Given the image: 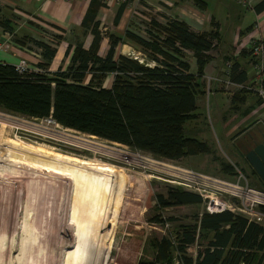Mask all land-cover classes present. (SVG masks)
<instances>
[{
    "label": "trees",
    "instance_id": "16d2710c",
    "mask_svg": "<svg viewBox=\"0 0 264 264\" xmlns=\"http://www.w3.org/2000/svg\"><path fill=\"white\" fill-rule=\"evenodd\" d=\"M193 2L204 5L201 0ZM100 6L98 0L90 1L81 22L83 31L91 35L90 44L87 48L81 42L68 45L65 56L69 62L64 69L47 70L59 34L53 35V45L35 38L22 42L30 50H40L41 59L36 65L41 71L19 73L14 65L0 63V110L28 118L51 117L64 128L127 146L158 160L179 161L209 153L204 142L185 135L183 126L195 116L196 96L200 93L196 77L212 59L210 53L219 38L217 30L195 31L183 20L165 17L164 22L151 18L142 31L128 26L122 34L104 33L95 20ZM123 9L121 4L113 24L118 23ZM263 10L264 0L253 5L254 13ZM12 30L9 24L3 28L11 34ZM104 37L107 49L101 56L98 51ZM123 44L140 52L142 59L117 53L116 48ZM186 53L195 60L196 75L189 71ZM229 75L236 83L246 81L236 63L230 65ZM109 76L111 85L105 87ZM222 166L227 174H233L231 166ZM250 171L257 180L255 172ZM103 200L90 195L87 205L97 209ZM154 200L160 209L204 206L206 201L195 191L170 186L164 194H155ZM258 210L264 213V205ZM100 216L101 212L96 218L84 217L87 233L77 235L67 264H98L103 251L97 231ZM191 219L178 223L167 235L150 238L153 257L137 264H264L263 225L227 208H204ZM149 221L167 227L177 220L158 214ZM190 247L195 248L194 255L188 252Z\"/></svg>",
    "mask_w": 264,
    "mask_h": 264
},
{
    "label": "rangeland",
    "instance_id": "374dc122",
    "mask_svg": "<svg viewBox=\"0 0 264 264\" xmlns=\"http://www.w3.org/2000/svg\"><path fill=\"white\" fill-rule=\"evenodd\" d=\"M208 1L210 10L218 6V0ZM250 3L253 4V1ZM229 4L240 13L238 25L246 27L254 21L250 9L235 1H229ZM221 12L219 7L218 14L214 15L221 16ZM136 13L132 25L140 31L145 29L146 22L151 18L164 22L166 17L153 7ZM194 17L203 19L199 14ZM234 20L228 17L222 19L220 27L230 25ZM192 25L197 29L204 27L197 24L195 19ZM105 42L104 47L107 46ZM224 47L221 45L222 49ZM116 51L134 55L139 60L143 57L129 45L122 48L119 45ZM210 54H217V48ZM186 55L190 57L189 53ZM27 64L30 67L35 65ZM262 72L257 71V74L261 75ZM110 85L111 76L104 82L105 87ZM259 85L264 88L263 81ZM253 98L264 102L257 93ZM201 101L197 111L201 113L202 122L197 127L203 130L207 145L215 152L189 156L179 161L155 159L127 146L64 128L56 122L52 123L49 117L28 118L0 110V263L67 264L77 235L87 233L83 225L84 217L89 215L96 218L99 212L101 216L98 217L97 231L98 237L102 238L103 251H100L98 264H137L138 261L152 259L153 250L148 245L150 238L167 235L175 225L190 222L191 217L204 208L217 210L229 207L232 212L247 216L237 209L244 208L245 204L241 201L249 197L250 201L255 202L253 209L259 211L258 206L264 205V191L251 174L243 147L235 143L240 150L229 152L226 140L222 139V124L213 98L205 94ZM261 110L264 111V108ZM184 131L186 133V127ZM249 137L246 141H249ZM7 139H15L32 147L41 146L56 153L54 180L47 173V167L46 173L43 172L40 163L44 160L39 154L36 158L23 153L25 149L18 152L10 150L5 145ZM222 164L231 166L233 174H227ZM189 173L201 177L194 178ZM231 185H237L243 191L229 187ZM101 186L105 188L101 189ZM169 186L200 193L206 200L205 205L157 208L155 194H164ZM90 195L104 198L97 209L88 207L86 200ZM158 214L164 218L175 217L177 221L169 223L167 227L154 225L149 220ZM260 224L264 226V222ZM188 252L193 255L195 248L190 247Z\"/></svg>",
    "mask_w": 264,
    "mask_h": 264
},
{
    "label": "crops",
    "instance_id": "0c3cea01",
    "mask_svg": "<svg viewBox=\"0 0 264 264\" xmlns=\"http://www.w3.org/2000/svg\"><path fill=\"white\" fill-rule=\"evenodd\" d=\"M90 1L4 0L0 10V41L5 38L3 28L7 24L13 28L14 38L10 40V48L7 51L0 50V63L14 65L20 59H23L29 64H35L34 67L37 68L36 64L41 59L40 50L36 48L30 50L27 48L28 45H23L22 42L27 38L44 39V32L42 31L44 29L58 32L60 36L59 42L55 45V55L47 70L48 72H55L58 69H64L69 62L68 56H65L68 45L73 47L77 42H81L82 46L87 48L90 44L91 35L83 31L81 26ZM98 1L102 6L98 7L95 20L98 21V28L101 31L111 29L107 33L122 34L126 27L134 28L132 24L134 23L133 18L137 14L136 11H147V8L150 7L162 12L164 16H168L167 18L185 21L192 29L201 31L217 30L219 37L215 47V49L217 48V54H210L212 59L205 64L202 74L196 77L200 93L196 96L194 118L184 123L183 128L186 127L185 135L187 134L186 136L195 138L207 145L203 130H198L197 127L198 123L202 122L201 113L197 110L202 104L201 97L206 94L212 97L213 104H216L215 109L222 124V139L226 140L229 152H238L240 149L236 148L234 144L237 143V146L239 143L241 148V144L246 143L248 136H253V134L264 136V111L261 110L264 108V102L255 101L253 98L259 82L264 80V71L261 75L257 74V71L253 68L254 57L249 51L250 44L254 40H264V10L260 13H254L253 11V5L259 0H250L253 1V4L250 3L251 7L248 9L252 11L254 21L246 27L237 24L240 13L233 10L229 4V1H235L237 4V0H218V6L214 10L209 9L208 0H201L204 3L203 7L196 5L193 0ZM121 4H124L122 15L118 23L113 24L115 14ZM219 7H221L222 12L221 16L217 17L214 14H218ZM196 13L202 16L203 19H196L194 17L197 15ZM140 17H142V14H140ZM227 17L235 18L234 23L224 25L221 28L220 20ZM190 19H195L197 24H203L204 27L197 29L192 25ZM20 20L27 21L24 25L19 26L17 24ZM207 25L208 28H206ZM247 28L249 29L247 30ZM104 42L107 44V37H104L100 43L98 53L101 56L105 54L107 49V46L104 47ZM221 45H225V47L222 49ZM120 46L122 48L127 45ZM186 59L189 64V71L196 75L194 58L191 55L187 58L186 55ZM234 63L238 65L239 70L245 73L246 81L241 84L231 81L229 78V67ZM236 74L238 73L236 72ZM227 111H230V113H227ZM255 114L257 115L255 116ZM233 145L234 149L232 148ZM207 147L209 148L208 152H215L208 145ZM88 198L89 196L87 200Z\"/></svg>",
    "mask_w": 264,
    "mask_h": 264
},
{
    "label": "built area",
    "instance_id": "2783aa9c",
    "mask_svg": "<svg viewBox=\"0 0 264 264\" xmlns=\"http://www.w3.org/2000/svg\"><path fill=\"white\" fill-rule=\"evenodd\" d=\"M4 0H0V10L2 8ZM238 3H241L245 8H250V0H237ZM27 20H24L22 22H18L19 26L20 25H24V23H26ZM28 23V22H27ZM42 31L44 32V39L46 42L50 43V44H54L55 43V38H54V34H58V32L55 31H46L44 29H42ZM12 38V34L9 32H5V38L3 40L0 41V50L2 51H7L10 48V40ZM43 39V40H44ZM250 53L252 54V56L254 57V61H253V68L259 72H262L264 70V40L263 39H256L254 40L251 44H250V48H249ZM14 68L17 72L19 73H24L27 71H41L35 67H30L27 62L23 59H20L16 64H14ZM255 92L257 93L258 96H260L262 99H264V88L259 85L256 89ZM50 121L52 123L55 124V121L51 118ZM57 124V123H56ZM58 125V124H57ZM192 174L193 177H201L198 176L194 173H189ZM229 187L232 188H236L238 189V191L242 192V188H239L237 185H231ZM249 190H247L248 192ZM200 194V193H199ZM246 196V195H245ZM243 204H245L244 208H238L237 210L245 213L248 218L249 221H254L256 223H262L264 222V213L254 210L253 206L255 205L254 201H250L249 197H244V199L241 201ZM249 205V206H248ZM237 208V207H236ZM212 211H220L222 209H211L208 208ZM224 209V208H223ZM227 209H229L230 211H232L229 207H227Z\"/></svg>",
    "mask_w": 264,
    "mask_h": 264
},
{
    "label": "bare ground",
    "instance_id": "6f19581e",
    "mask_svg": "<svg viewBox=\"0 0 264 264\" xmlns=\"http://www.w3.org/2000/svg\"><path fill=\"white\" fill-rule=\"evenodd\" d=\"M127 49H125L124 50V54H126L127 53V51H126ZM141 58V57H140ZM72 131V130H71ZM5 145H6V148H10V150H16L17 152L18 151H20V149H25L26 150V152H23V153H27V154H30V155H32L31 157H36L38 154H39V157L40 158H42L43 160H44V162H42V163H40L41 164V166H42V169H43V172H45L46 173V167H47V173H49V174H51L52 176V178H53V180H54V173H55V162H56V160H57V155H56V153H53V151H51V150H48V149H46V148H44V147H41V146H37V147H32V146H29V145H27L26 143H22L21 141H18V140H15V139H7L6 140V143H5ZM9 150V149H8ZM22 152H21V154L23 155V156H25L24 154H23ZM14 154V153H13ZM17 154V153H16ZM20 154V155H21ZM7 155V154H6ZM15 155V154H14ZM19 155V156H20ZM35 155V156H34ZM1 157V156H0ZM10 157V156H9ZM13 157V156H12ZM11 157V158H12ZM8 158V157H7ZM20 158V157H19ZM37 158V157H36ZM16 159H18V157H16ZM9 160V159H8ZM14 160H15V158H14ZM21 160V159H20ZM34 161H35V158L33 159ZM1 161V160H0ZM11 161V160H10ZM14 163H16V161L14 162ZM18 163V162H17ZM28 163H30V161L28 162ZM22 164V163H21ZM17 165V164H16ZM33 165H35V166H38V164H34L33 163ZM18 166H20V165H18ZM28 166V165H27ZM7 167V166H6ZM12 167V166H11ZM15 167V166H14ZM18 168H20V167H18ZM157 168H158V166H157ZM11 169V168H10ZM13 169V168H12ZM164 169V168H163ZM166 169V168H165ZM7 170V169H6ZM22 170V169H21ZM14 173H15V171H14ZM17 173V172H16ZM29 174V173H28ZM20 175V174H19ZM22 175V174H21ZM37 175V174H36ZM28 177V176H27ZM25 178V177H24ZM20 179V178H19ZM16 180H17V178H16ZM15 181V180H14ZM37 182V181H36ZM12 183V182H11ZM25 184H26V182H24ZM28 184V183H27ZM24 188V187H23ZM16 204V203H15ZM14 210H16V209H14ZM18 211V210H17ZM11 224V223H10ZM14 228V227H13ZM6 229V228H5ZM13 230V229H12ZM15 230V229H14ZM15 233H16V231H15ZM12 235V234H11ZM15 235V234H14ZM10 238V237H9ZM13 239V238H12ZM2 240V239H1ZM12 244V243H11ZM14 245V244H13ZM8 248V247H7ZM11 249V248H10ZM8 250V249H7ZM15 250V249H14ZM12 254V253H11ZM9 255V254H8ZM1 259V258H0ZM14 262V261H13ZM19 262V258L17 259V263ZM3 263V262H2ZM1 264V263H0ZM9 264V263H8ZM13 264V263H12Z\"/></svg>",
    "mask_w": 264,
    "mask_h": 264
},
{
    "label": "water",
    "instance_id": "95a60500",
    "mask_svg": "<svg viewBox=\"0 0 264 264\" xmlns=\"http://www.w3.org/2000/svg\"><path fill=\"white\" fill-rule=\"evenodd\" d=\"M261 138V140H258ZM253 147L246 149L244 158L264 185V136H251Z\"/></svg>",
    "mask_w": 264,
    "mask_h": 264
},
{
    "label": "flooded vegetation",
    "instance_id": "af4514ba",
    "mask_svg": "<svg viewBox=\"0 0 264 264\" xmlns=\"http://www.w3.org/2000/svg\"><path fill=\"white\" fill-rule=\"evenodd\" d=\"M258 140H261V138H259ZM241 146L243 147V149H244V152L246 151V149H250V148H252L254 145H253V143L252 142H250V141H246V143H243V144H241ZM250 167V166H249ZM251 168V167H250ZM261 182V181H260ZM262 183V182H261ZM263 184V183H262Z\"/></svg>",
    "mask_w": 264,
    "mask_h": 264
}]
</instances>
